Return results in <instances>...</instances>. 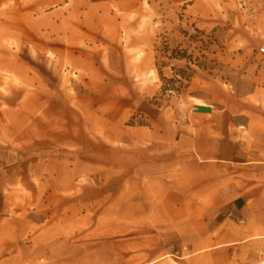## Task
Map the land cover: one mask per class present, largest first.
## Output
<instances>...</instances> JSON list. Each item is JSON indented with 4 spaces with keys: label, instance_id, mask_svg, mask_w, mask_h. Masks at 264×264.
<instances>
[{
    "label": "rangeland",
    "instance_id": "1",
    "mask_svg": "<svg viewBox=\"0 0 264 264\" xmlns=\"http://www.w3.org/2000/svg\"><path fill=\"white\" fill-rule=\"evenodd\" d=\"M194 2L0 0V170L6 183L22 173L30 188L36 161L50 159L73 180L50 196L47 177L34 183L41 197L25 206L32 230L17 248L24 262L7 264H64V252L65 264H140L147 249L134 239L144 236L137 215L146 206L144 184L112 168L90 170L85 181L80 165L122 163L128 128L143 126L147 114L187 111L188 101L209 98L246 117L247 100L264 99L254 84L264 70V36L234 42L229 20L205 31ZM89 15L97 18L91 23ZM153 82L156 95L148 94ZM97 107L120 115L117 138L106 127L96 132Z\"/></svg>",
    "mask_w": 264,
    "mask_h": 264
},
{
    "label": "crops",
    "instance_id": "2",
    "mask_svg": "<svg viewBox=\"0 0 264 264\" xmlns=\"http://www.w3.org/2000/svg\"><path fill=\"white\" fill-rule=\"evenodd\" d=\"M215 3L195 0L201 29L210 31L229 20L227 32H238L232 35L234 42L264 36V0ZM254 84L264 90V70ZM158 92L159 85H149L148 94ZM246 108L244 117L222 99L201 98L200 103L188 101L187 111L147 114L143 126L128 128L122 163L106 157L91 166L80 165L85 181L90 170L98 174L112 168L126 170L129 184H144L146 206L137 214L143 217L144 236L134 239L147 249L140 264H240L245 257H264V99H249ZM95 112L96 132L106 127L117 138L120 115L100 107ZM64 168L56 171L50 159L45 164L36 161L30 188L24 187L22 173L6 183L7 174L0 170V264L24 262L17 248L32 230L25 206L41 197L34 183L47 177L52 186L48 194H55L57 183L73 181ZM182 248L193 252L177 256L180 250L172 251ZM48 256L47 261L54 262L55 251Z\"/></svg>",
    "mask_w": 264,
    "mask_h": 264
},
{
    "label": "built area",
    "instance_id": "3",
    "mask_svg": "<svg viewBox=\"0 0 264 264\" xmlns=\"http://www.w3.org/2000/svg\"><path fill=\"white\" fill-rule=\"evenodd\" d=\"M259 52H261V54L264 55V41L261 43L259 47Z\"/></svg>",
    "mask_w": 264,
    "mask_h": 264
},
{
    "label": "bare ground",
    "instance_id": "4",
    "mask_svg": "<svg viewBox=\"0 0 264 264\" xmlns=\"http://www.w3.org/2000/svg\"><path fill=\"white\" fill-rule=\"evenodd\" d=\"M95 18H97V16H94V15H93V16H90V15H89L87 20L90 21V22L92 23V22L94 21Z\"/></svg>",
    "mask_w": 264,
    "mask_h": 264
}]
</instances>
